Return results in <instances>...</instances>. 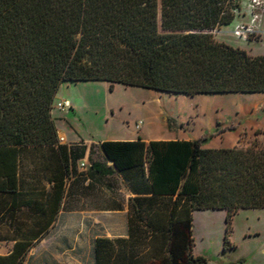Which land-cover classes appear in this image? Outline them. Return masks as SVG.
I'll use <instances>...</instances> for the list:
<instances>
[{
    "label": "trees",
    "instance_id": "1",
    "mask_svg": "<svg viewBox=\"0 0 264 264\" xmlns=\"http://www.w3.org/2000/svg\"><path fill=\"white\" fill-rule=\"evenodd\" d=\"M253 0H0V193L21 152L58 148L64 167L85 147L61 145L52 111L63 84L106 82L174 95L264 94V56L217 42ZM251 40V37L248 38ZM134 190L150 194L128 240L98 239L96 264H206L194 256L193 213L264 209V147L204 149L198 140L103 141ZM228 238H226V243ZM19 241L0 264H24Z\"/></svg>",
    "mask_w": 264,
    "mask_h": 264
},
{
    "label": "rangeland",
    "instance_id": "2",
    "mask_svg": "<svg viewBox=\"0 0 264 264\" xmlns=\"http://www.w3.org/2000/svg\"><path fill=\"white\" fill-rule=\"evenodd\" d=\"M210 33L217 42L263 57L264 0L247 1L231 25ZM66 101L69 107L58 106ZM52 117L58 128L88 141L198 140L204 149L264 145V94L188 96L119 84L111 91L106 82L67 83L57 92ZM227 228L225 210L195 212L194 256L205 257L206 264H264V209L240 210L229 233Z\"/></svg>",
    "mask_w": 264,
    "mask_h": 264
},
{
    "label": "crops",
    "instance_id": "3",
    "mask_svg": "<svg viewBox=\"0 0 264 264\" xmlns=\"http://www.w3.org/2000/svg\"><path fill=\"white\" fill-rule=\"evenodd\" d=\"M57 129L61 145L86 148L83 157L67 170L57 147L21 152L16 183L0 193V257L17 242L32 241L24 264H96V240H128L134 212L152 195L136 193L147 187L119 173L105 177L103 167L92 168L112 166L100 150L103 141Z\"/></svg>",
    "mask_w": 264,
    "mask_h": 264
},
{
    "label": "built area",
    "instance_id": "4",
    "mask_svg": "<svg viewBox=\"0 0 264 264\" xmlns=\"http://www.w3.org/2000/svg\"><path fill=\"white\" fill-rule=\"evenodd\" d=\"M236 34L239 35V36H241V35H240V34H241L240 32H237ZM58 106H59L60 108L63 109V108H67V107H69L70 104H69V102L67 101V102H63L62 104H59Z\"/></svg>",
    "mask_w": 264,
    "mask_h": 264
}]
</instances>
